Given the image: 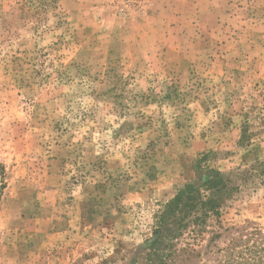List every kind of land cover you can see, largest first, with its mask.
<instances>
[{
  "label": "rangeland",
  "instance_id": "rangeland-1",
  "mask_svg": "<svg viewBox=\"0 0 264 264\" xmlns=\"http://www.w3.org/2000/svg\"><path fill=\"white\" fill-rule=\"evenodd\" d=\"M202 154L238 190L174 264L264 239V0H0V264H147Z\"/></svg>",
  "mask_w": 264,
  "mask_h": 264
},
{
  "label": "trees",
  "instance_id": "trees-1",
  "mask_svg": "<svg viewBox=\"0 0 264 264\" xmlns=\"http://www.w3.org/2000/svg\"><path fill=\"white\" fill-rule=\"evenodd\" d=\"M240 140H246L244 132ZM207 157V154H202L195 162L196 180L185 183L154 215L152 237L146 244L147 264H174V259L180 251H194L187 246L177 249L176 241L184 233L194 239L201 237L211 219L222 228L221 207L238 190V186L219 169L209 166ZM244 174L246 178L248 175H264V159L257 161L250 173L246 171ZM212 233L215 238L220 236L218 231ZM238 245L233 242L232 247L228 249V262L223 261V264H229V258L234 264H264V239L261 238L259 242L251 245L244 244L241 250H236Z\"/></svg>",
  "mask_w": 264,
  "mask_h": 264
}]
</instances>
